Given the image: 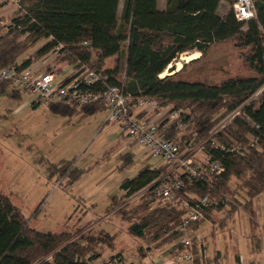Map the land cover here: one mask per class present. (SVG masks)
Segmentation results:
<instances>
[{
	"label": "trees",
	"instance_id": "obj_1",
	"mask_svg": "<svg viewBox=\"0 0 264 264\" xmlns=\"http://www.w3.org/2000/svg\"><path fill=\"white\" fill-rule=\"evenodd\" d=\"M222 1L166 0V8L160 10L158 0H124L120 13V0H21L17 16L10 24L0 26V71L11 67L28 69L35 65V60L63 46L59 53L64 63L76 69L85 66L101 75L100 83L89 88L91 91L124 86L125 92L134 98L155 99L158 109L185 110V119L190 123L186 134L180 137L173 124L165 138L178 146L184 141L198 144L264 85V0H252L256 17L243 22L234 11L238 0H225L230 7L225 15L219 12ZM42 41L47 43L25 58ZM227 42L245 51L242 57L255 76H234L217 85L191 83L179 79L186 64L178 73L160 78L181 55L200 53L201 58L191 61L194 63L215 46ZM114 57L115 67L104 70L106 60ZM8 88L9 84H3L0 91L6 93ZM15 91L9 92L10 97L20 100ZM32 107L39 106L33 103ZM47 108L70 121L105 112L102 103L82 107L56 104ZM160 122L162 126L163 120ZM217 139L227 149L249 144L251 140H257V146L245 156L208 147L212 160L220 161L225 171L212 184L186 186L183 199L192 204L197 198L208 197L223 209L225 195L235 179L239 183L235 193L245 192L247 208L252 215L256 214L254 201L264 195V93L246 105ZM122 159L127 167L133 154L128 152ZM164 169V165L144 167L136 178L121 185L125 199L147 191L143 205L134 210L124 206L120 212L132 220L129 235L139 240L149 238L155 245L151 249L156 250L185 237L180 231L184 216L180 207L162 201L155 204V184ZM49 172L50 178H68V186L83 175L72 162L54 165ZM212 207L203 210L205 217H209ZM197 225L190 230L198 229ZM30 226L22 209L0 191V264H126L121 253L110 261L99 262L103 255L96 253L94 245L107 243L108 236L103 240L85 237L81 230L41 232ZM110 239L114 240L112 246L111 242L108 245L114 248L115 236ZM176 251H185L182 241ZM193 253L197 254V250Z\"/></svg>",
	"mask_w": 264,
	"mask_h": 264
},
{
	"label": "rangeland",
	"instance_id": "obj_2",
	"mask_svg": "<svg viewBox=\"0 0 264 264\" xmlns=\"http://www.w3.org/2000/svg\"><path fill=\"white\" fill-rule=\"evenodd\" d=\"M1 5L0 20L9 21L17 16L13 4ZM229 8L223 0L220 14L225 15ZM46 43L42 41L25 58L33 56ZM244 54L245 51H239L232 42H227L215 46L194 63L182 60L192 53L181 55L166 69L165 77L170 76L171 71L178 73V64H181L180 70L187 64L179 79L191 83L217 85L234 76H255L242 57ZM35 61L34 69L44 66L58 71L56 84L67 80L70 71L73 73L74 66L64 63L61 55L55 52ZM116 62L111 61L112 65ZM11 90H16L14 94L20 95V100L10 97ZM34 99V95L12 87L6 93L0 91V191L9 195L22 209L30 220L31 228L54 233L64 229L72 233L81 230L85 237H102L103 240L108 236L107 243L94 245L96 253L103 255V261H110L113 258L111 254L120 251L126 256V264H148V259L141 257L140 253L148 252V247L155 245L147 237L139 240L129 235L132 220L128 216L123 217L120 212L124 206H128V210L140 207L145 203L147 194L140 193L132 200L125 199L121 185L125 180L136 178L144 167L157 168L163 165V161L153 157L148 148L133 144L119 125L107 124L105 112L70 121L53 114L45 106L37 104L39 107L34 109ZM185 146L184 141L181 145L184 152ZM128 152L133 154V161L126 167L122 157ZM195 159L201 161L202 155L198 153ZM68 162L83 172L81 178L70 186L68 178H50L49 172L52 166ZM166 171L167 168L163 174ZM238 184L235 179L232 180L223 209H219L218 204L214 205L210 208L209 217L206 216L197 225L198 229L188 232L189 237H196L202 242V248H196L197 253L204 248H220L223 251L225 242L230 247H237L240 252L251 249L248 236L252 232L251 226L262 225L264 195L255 200L258 217L257 214L252 215L247 208L245 192L235 193ZM160 202L157 199L155 204ZM221 222L229 226L228 230L218 232L216 228ZM113 236L115 247L110 248ZM182 240L165 245L162 253L170 260Z\"/></svg>",
	"mask_w": 264,
	"mask_h": 264
},
{
	"label": "built area",
	"instance_id": "obj_3",
	"mask_svg": "<svg viewBox=\"0 0 264 264\" xmlns=\"http://www.w3.org/2000/svg\"><path fill=\"white\" fill-rule=\"evenodd\" d=\"M0 2L13 4L17 12L21 10V0H0ZM234 11L237 19L242 22L256 17V9L252 0H238L234 5ZM83 46L89 47V44L84 43ZM62 48L63 46H60L54 52L60 54L59 51ZM61 58L63 59V56ZM56 77V70L49 71L44 66L35 69L32 66L22 70L11 67L0 71V86L9 84L13 89L30 93L35 96V104L45 107L56 104L82 107L102 103L107 114V124L119 125L133 144L148 148L153 157L163 161L167 171L155 184V198L180 207L184 212L180 231L186 235L182 240L185 251H175L170 257V264H195L196 254L193 253V250L201 249L202 242L196 237H189L188 232L191 226L205 220L203 210L217 205V203L204 197L197 198L194 203L190 204L186 199H183L182 192L186 186L194 183L212 184L224 173L223 164L220 161L212 160L207 152L208 147L228 151L231 154L238 153L240 156H245L251 149L256 148L257 140H251L249 144L227 149L218 142L217 138L229 124L241 115L246 105L264 93V85L242 107L226 116L209 132L206 139L201 140L198 144L185 143L184 152L181 146L165 138L173 124L180 137L186 134L190 123L186 121L182 110H167L166 115L161 119L166 123L161 126L159 122H150L134 115L136 108L156 111L158 104L155 99L134 98L125 92L124 86H108L100 91H91L89 88L97 85L101 80V75L95 70L85 66H81L79 69L74 67L71 77L61 84H56ZM198 153L202 155L201 161L195 159ZM140 193L146 195L147 191ZM140 193L133 197H137Z\"/></svg>",
	"mask_w": 264,
	"mask_h": 264
},
{
	"label": "crops",
	"instance_id": "obj_4",
	"mask_svg": "<svg viewBox=\"0 0 264 264\" xmlns=\"http://www.w3.org/2000/svg\"><path fill=\"white\" fill-rule=\"evenodd\" d=\"M1 4L2 3L0 2V5ZM123 5H124V0H120V13L122 12ZM1 6H5V5H1ZM158 8L160 10H164L166 8V0H158ZM15 12H17V10H14V13ZM12 19L13 17L9 21L0 20V24L8 25ZM112 60H117V58L114 57V58H110L106 60L104 70L112 69L115 67V65H112L111 63ZM71 75H72V71H70V75L68 79L71 77ZM169 109L170 107L161 108V109H158L152 112V111L136 108L134 111V115L137 118L158 123L166 115L167 110ZM255 207H256V201H254V209L256 211ZM256 214L258 217L257 211H256ZM261 220H262L261 221L262 225L251 226L252 232L248 236V239H249L248 243H250L251 249L246 248L244 252L242 251L240 252L237 247L236 248L230 247L229 244L225 242V250L223 251L220 248H216L215 250H209V249L207 250L204 248L203 251L198 252L196 254L195 264H264V212H262ZM228 228L229 226L228 227L218 226L216 229L218 230V232H224L225 230H228ZM151 248L152 246L148 247L149 251L144 254L140 253L141 257H146L148 259L149 261L148 264H170L171 261L168 259L169 256L167 257L165 253H162L161 249L156 250V249H151ZM117 254H120V251H114L111 254V258ZM123 256L126 259V256L124 253H123ZM102 259L100 260L101 262L99 261L100 263L104 262Z\"/></svg>",
	"mask_w": 264,
	"mask_h": 264
},
{
	"label": "bare ground",
	"instance_id": "obj_5",
	"mask_svg": "<svg viewBox=\"0 0 264 264\" xmlns=\"http://www.w3.org/2000/svg\"><path fill=\"white\" fill-rule=\"evenodd\" d=\"M199 55H200V53L195 52L194 54L190 55L189 57L182 58V60H184L186 63H189V62H191V61H194V60L198 59V58H199ZM178 67H179V68H178ZM169 68H170V67H169ZM177 68H178V69L176 70V72L180 71L181 64H178ZM165 74H166V73L164 72L163 74L160 75V77H161V78L165 77Z\"/></svg>",
	"mask_w": 264,
	"mask_h": 264
},
{
	"label": "water",
	"instance_id": "obj_6",
	"mask_svg": "<svg viewBox=\"0 0 264 264\" xmlns=\"http://www.w3.org/2000/svg\"><path fill=\"white\" fill-rule=\"evenodd\" d=\"M171 72H173L171 75H174L175 74L174 71H171Z\"/></svg>",
	"mask_w": 264,
	"mask_h": 264
}]
</instances>
